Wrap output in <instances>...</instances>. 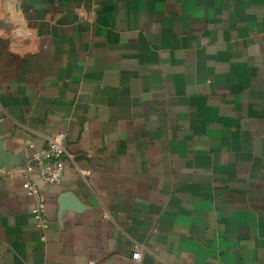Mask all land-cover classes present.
I'll return each instance as SVG.
<instances>
[{
    "label": "crops",
    "instance_id": "0c3cea01",
    "mask_svg": "<svg viewBox=\"0 0 264 264\" xmlns=\"http://www.w3.org/2000/svg\"><path fill=\"white\" fill-rule=\"evenodd\" d=\"M0 264H264V0H0Z\"/></svg>",
    "mask_w": 264,
    "mask_h": 264
},
{
    "label": "built area",
    "instance_id": "2783aa9c",
    "mask_svg": "<svg viewBox=\"0 0 264 264\" xmlns=\"http://www.w3.org/2000/svg\"><path fill=\"white\" fill-rule=\"evenodd\" d=\"M71 158L66 151L64 135L57 134L48 139L42 151L33 153L26 166L28 169L34 168L36 176L41 182L53 186L61 180L67 169V160ZM21 187L25 195L32 197L35 201L32 209L35 228L46 231L49 221L45 215V200L42 192L36 182L29 180L22 181ZM140 257L139 251L132 255L134 261H139Z\"/></svg>",
    "mask_w": 264,
    "mask_h": 264
},
{
    "label": "water",
    "instance_id": "95a60500",
    "mask_svg": "<svg viewBox=\"0 0 264 264\" xmlns=\"http://www.w3.org/2000/svg\"><path fill=\"white\" fill-rule=\"evenodd\" d=\"M27 164V162L25 161V165Z\"/></svg>",
    "mask_w": 264,
    "mask_h": 264
}]
</instances>
